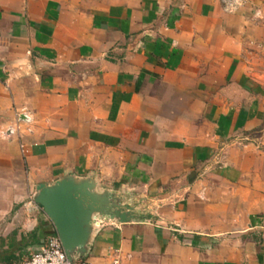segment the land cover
Returning <instances> with one entry per match:
<instances>
[{"label":"crops","instance_id":"crops-1","mask_svg":"<svg viewBox=\"0 0 264 264\" xmlns=\"http://www.w3.org/2000/svg\"><path fill=\"white\" fill-rule=\"evenodd\" d=\"M235 1L0 0V264L56 235L62 179L130 211L90 264H264V0Z\"/></svg>","mask_w":264,"mask_h":264},{"label":"water","instance_id":"water-1","mask_svg":"<svg viewBox=\"0 0 264 264\" xmlns=\"http://www.w3.org/2000/svg\"><path fill=\"white\" fill-rule=\"evenodd\" d=\"M90 189L89 183H76L72 179L59 180L50 187H37L34 201L54 226L69 261L73 257L84 258L94 214L120 223L131 218L128 207L110 201V196L96 195Z\"/></svg>","mask_w":264,"mask_h":264},{"label":"built area","instance_id":"built-area-1","mask_svg":"<svg viewBox=\"0 0 264 264\" xmlns=\"http://www.w3.org/2000/svg\"><path fill=\"white\" fill-rule=\"evenodd\" d=\"M226 12L235 10L237 3L235 0H221ZM106 218L93 216L92 222L95 225H103ZM23 264H90L85 258L73 257L69 261L63 251L59 238L51 235L38 247L35 248L24 261ZM114 264H119L115 261Z\"/></svg>","mask_w":264,"mask_h":264},{"label":"rangeland","instance_id":"rangeland-1","mask_svg":"<svg viewBox=\"0 0 264 264\" xmlns=\"http://www.w3.org/2000/svg\"><path fill=\"white\" fill-rule=\"evenodd\" d=\"M251 60L252 62H254V64L251 65L252 70L249 71L250 78H252V89L256 91L260 96L264 97V56H253ZM261 100L264 102V99Z\"/></svg>","mask_w":264,"mask_h":264},{"label":"trees","instance_id":"trees-1","mask_svg":"<svg viewBox=\"0 0 264 264\" xmlns=\"http://www.w3.org/2000/svg\"><path fill=\"white\" fill-rule=\"evenodd\" d=\"M52 235H55V234H52Z\"/></svg>","mask_w":264,"mask_h":264}]
</instances>
